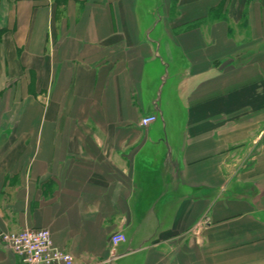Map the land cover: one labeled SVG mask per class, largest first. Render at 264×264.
Wrapping results in <instances>:
<instances>
[{
  "label": "crops",
  "instance_id": "1",
  "mask_svg": "<svg viewBox=\"0 0 264 264\" xmlns=\"http://www.w3.org/2000/svg\"><path fill=\"white\" fill-rule=\"evenodd\" d=\"M146 3L0 0V230L78 264H264V0Z\"/></svg>",
  "mask_w": 264,
  "mask_h": 264
},
{
  "label": "built area",
  "instance_id": "2",
  "mask_svg": "<svg viewBox=\"0 0 264 264\" xmlns=\"http://www.w3.org/2000/svg\"><path fill=\"white\" fill-rule=\"evenodd\" d=\"M156 119L155 114H146L139 125L148 127ZM124 241L125 236L121 232L110 236L113 250ZM0 243L8 246L23 264H78L71 254L53 246L51 233L47 229L25 227L14 232L0 230ZM114 258L116 255L113 254Z\"/></svg>",
  "mask_w": 264,
  "mask_h": 264
},
{
  "label": "rangeland",
  "instance_id": "3",
  "mask_svg": "<svg viewBox=\"0 0 264 264\" xmlns=\"http://www.w3.org/2000/svg\"><path fill=\"white\" fill-rule=\"evenodd\" d=\"M143 1H147L146 5L148 7L147 8V10H148V9H151L152 6H154L156 0H143ZM149 12H150V10H149ZM152 14L155 15V16H157L158 14L161 15L160 10L158 11V14H156V13H152Z\"/></svg>",
  "mask_w": 264,
  "mask_h": 264
}]
</instances>
